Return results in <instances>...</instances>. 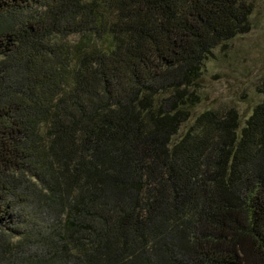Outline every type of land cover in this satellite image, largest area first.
I'll return each mask as SVG.
<instances>
[{
    "label": "trees",
    "instance_id": "16d2710c",
    "mask_svg": "<svg viewBox=\"0 0 264 264\" xmlns=\"http://www.w3.org/2000/svg\"><path fill=\"white\" fill-rule=\"evenodd\" d=\"M252 0H0V264H264V80L192 114Z\"/></svg>",
    "mask_w": 264,
    "mask_h": 264
},
{
    "label": "rangeland",
    "instance_id": "374dc122",
    "mask_svg": "<svg viewBox=\"0 0 264 264\" xmlns=\"http://www.w3.org/2000/svg\"><path fill=\"white\" fill-rule=\"evenodd\" d=\"M252 2L249 29L215 47L204 60L193 115L206 108L232 107L243 122L261 99L257 88L264 80V0Z\"/></svg>",
    "mask_w": 264,
    "mask_h": 264
}]
</instances>
